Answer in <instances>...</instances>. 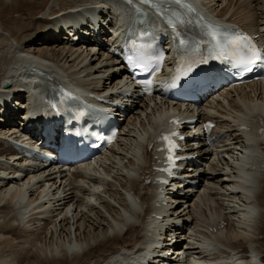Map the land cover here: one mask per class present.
Instances as JSON below:
<instances>
[{"label": "bare ground", "instance_id": "bare-ground-1", "mask_svg": "<svg viewBox=\"0 0 264 264\" xmlns=\"http://www.w3.org/2000/svg\"><path fill=\"white\" fill-rule=\"evenodd\" d=\"M196 1L212 16L226 17L247 30L264 32V2L253 5V0ZM98 6L104 9L108 4L104 0H56L44 18L38 19L33 32H25L17 40L2 23L0 86L23 70L27 60H35L39 63L34 68L50 81L63 80L74 90L100 96L118 92L123 66L112 54L43 39L45 29L57 26L60 17H83L81 12L97 10ZM115 9L119 10L118 21L125 26L129 10L121 4ZM59 25L66 28L68 22L64 19ZM38 37L44 47L25 52V45ZM153 102L137 97L117 146L98 158L97 167L72 169L71 178L62 171L58 172L59 178L52 169L39 170L38 166L28 168L23 177L9 168V160H4L12 150L7 147V128L0 126V264L150 262L149 249L157 253L159 246L148 239L162 230L161 224L152 223L153 215L159 214L157 206L163 202L143 179L152 175V164L160 155L150 147L155 144V132L162 127L157 118L165 115L163 108ZM262 109L264 82H255L222 92L203 104L198 113L204 119L215 118L221 134L229 140L215 150L200 151L209 165L208 170L196 171L200 173L201 187L177 204H166L164 223L183 221L191 225L195 244L185 245L193 251L190 253L203 256L205 263L264 264V118L258 113ZM240 125L251 128V133L237 131ZM19 176L23 177L21 181L16 180ZM91 196H96L95 202L90 201ZM41 201L44 207L52 201L53 208L40 215L30 214L43 207H33ZM231 210L235 212L230 214ZM222 221L226 227L210 231ZM177 234L180 240L185 231ZM208 244L212 251L203 250ZM180 246L176 245V250ZM250 253L256 254L252 263L234 259L248 258Z\"/></svg>", "mask_w": 264, "mask_h": 264}, {"label": "snow or ice", "instance_id": "snow-or-ice-1", "mask_svg": "<svg viewBox=\"0 0 264 264\" xmlns=\"http://www.w3.org/2000/svg\"><path fill=\"white\" fill-rule=\"evenodd\" d=\"M128 3L131 4L132 0H128ZM140 3L156 9L160 14H164V5H175L179 9H190V5L186 0H140ZM205 27L207 28V42L214 46L219 56H227L231 52L234 56L238 57L239 66H242L247 71H252L258 63H264V56L255 48V45L252 44L249 37L242 35H221L211 26L206 25ZM179 43L184 44V41L180 40ZM219 56L216 58H219ZM191 70L192 65H188L185 69L186 72H190ZM177 80H179V76L173 79V85ZM162 139L169 143V160L172 161L173 157L171 152L173 151L174 145L168 136H163Z\"/></svg>", "mask_w": 264, "mask_h": 264}, {"label": "rangeland", "instance_id": "rangeland-1", "mask_svg": "<svg viewBox=\"0 0 264 264\" xmlns=\"http://www.w3.org/2000/svg\"><path fill=\"white\" fill-rule=\"evenodd\" d=\"M262 2L264 1L263 0L252 1L253 5ZM41 3H43V5H38ZM55 5H56V0H33V1L15 0V2L9 0V3L0 2V26L3 23L7 28V31L10 34L13 33L14 39L17 40L18 38H20V36L25 34V32L27 33L29 32V34H31L35 28L38 19L44 18L43 17L44 14L47 13ZM31 17L32 20L28 21ZM43 47L44 46L42 45H37L36 42H31L25 45L24 50L25 52H30L31 50L33 51L34 49L43 48Z\"/></svg>", "mask_w": 264, "mask_h": 264}]
</instances>
